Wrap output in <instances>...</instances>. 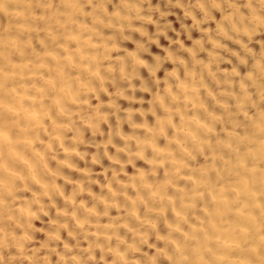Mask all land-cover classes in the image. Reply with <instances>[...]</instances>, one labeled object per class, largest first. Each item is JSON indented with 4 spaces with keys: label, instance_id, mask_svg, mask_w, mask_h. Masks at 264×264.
Masks as SVG:
<instances>
[{
    "label": "bare ground",
    "instance_id": "obj_1",
    "mask_svg": "<svg viewBox=\"0 0 264 264\" xmlns=\"http://www.w3.org/2000/svg\"><path fill=\"white\" fill-rule=\"evenodd\" d=\"M0 264H264V0H0Z\"/></svg>",
    "mask_w": 264,
    "mask_h": 264
}]
</instances>
